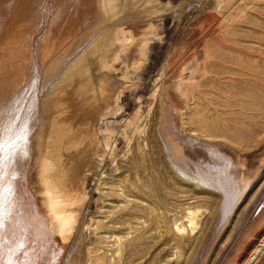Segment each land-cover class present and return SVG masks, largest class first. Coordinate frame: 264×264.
Instances as JSON below:
<instances>
[{
    "label": "rangeland",
    "instance_id": "1",
    "mask_svg": "<svg viewBox=\"0 0 264 264\" xmlns=\"http://www.w3.org/2000/svg\"><path fill=\"white\" fill-rule=\"evenodd\" d=\"M28 1L0 0V49L13 68L0 71V89L9 95L16 77L27 75L26 61L38 64L52 50L50 65L80 41L112 35L121 19L106 9L128 21L140 13L155 26L138 66L130 63L134 50L112 45L107 55L116 97L96 120L114 132L74 176L87 193L74 264H264V0ZM89 58L87 82L95 86L103 72L97 55ZM12 97L5 107L0 98L1 121L18 108ZM24 169L16 184L26 197L0 218V264L11 249V264H69V246L50 241L36 217Z\"/></svg>",
    "mask_w": 264,
    "mask_h": 264
},
{
    "label": "bare ground",
    "instance_id": "2",
    "mask_svg": "<svg viewBox=\"0 0 264 264\" xmlns=\"http://www.w3.org/2000/svg\"><path fill=\"white\" fill-rule=\"evenodd\" d=\"M34 1L35 0H29L28 5L31 4L32 6ZM156 9H158V7ZM106 10H108L106 15L111 14V16L115 19L118 18V22L121 19L120 23L116 25L118 29L115 31L114 25L113 29H111L112 25L111 27L109 26L110 29L113 30L111 32L114 33L110 35L111 37H107L105 39L106 41L103 39L104 42L102 41L101 43L100 41L102 37L101 39H98L97 36L94 38L91 36V38H93V42H88V40L82 39L83 41H80L76 46L74 45L75 47L73 50L70 53L68 52L69 56L72 55V58H68V55L62 57L58 56L55 62H53L54 60L51 61L53 63L50 65H48V63L49 57H52L50 56V53H53L52 50H49V54L47 53L48 51L46 52L48 55H39L42 58L40 59L38 56L39 58L36 60H41L39 63L42 70V76H38L36 73L39 68V63L37 64L34 60H30L28 63L26 61L25 66L27 65V68H25L28 72L30 71V73L27 72V75H29H25V72L24 77H20L23 74H20L18 78L16 77L13 90H10L9 88L10 92L13 91L12 94L9 95V91H5L6 87L4 89L1 88L3 91L0 94V98L3 103L1 100L0 102L4 105V107L8 101L11 100V96H15V101L18 104L17 110H14L12 114L9 112L10 114L8 113L6 120H0V181L4 179L3 186L0 189L1 221L6 218L5 215L8 212L9 204H11V202H16L15 199L23 197L22 195L24 193L22 194L19 191V187L17 185L18 181H16V179L20 178L17 177L20 172V176H22V171L25 167L26 169L29 167V174L26 171L25 172L29 175V181H27L29 184H27L30 186V194L32 201H34L33 208L37 212L36 217L39 216L38 218L41 219H39L40 222L43 221L41 226H44L45 228L47 227L49 232L47 229L45 231L51 235L48 237L50 241H56L57 244H60L62 249L69 246V255L67 258L69 264L75 263V255H77L79 251V245L77 242L80 237V232L79 235H77V232L80 222H83V220H81V218H83L82 212L87 199V193L84 190L82 183H76L74 176L79 168V163H82V158L89 155L91 148L95 146V144L99 145L101 140L102 142L105 141L106 145H110L111 143L109 144V140L112 138L114 132L112 129L101 131V129L97 127L98 124L96 120L98 116L104 117L111 111L113 108L112 104H114L112 101L116 97V94L114 93L115 87L112 86L113 84H110L109 80L111 79H107V76H110L111 71L114 69V64L109 57H107V55L109 52L114 51L112 49V45L117 46L119 48V52L134 50V55L131 57L132 61L130 63L138 66L140 63L144 62V58L147 54V48L150 43V36L156 35L155 26L152 21L148 18H142L140 13L133 12L131 16H135L136 19L128 21L126 17H124L126 19L118 17L119 15L116 13L115 7ZM151 14L154 13L151 12ZM109 27L107 26V28ZM16 30H18V28ZM104 31L106 35L107 33L110 34L108 30L105 29ZM104 31L102 33H104ZM93 32L95 33V31ZM18 33L21 32L17 31V35H20ZM94 33L92 35H94ZM120 34L123 36L128 35V37L125 40H119L118 37ZM101 36H103V34H101ZM18 37L19 36L16 38V42L20 40L24 41L21 37V39L19 38V40H17ZM23 37L26 38L27 36ZM84 37L86 36L84 35ZM9 40L10 39H8V41ZM14 42L15 41H13V43ZM99 42L100 45L98 44ZM4 45L6 46V44ZM21 45H23V42ZM25 45L27 46V49L30 43ZM56 45L58 46V44ZM14 47L15 44L12 48ZM49 47L48 49H51L52 46L50 48ZM4 48L0 49V71L11 68L8 65V67L5 65L6 62L5 64L3 62V53L6 54V52H8V50L5 52ZM41 48H43V45H41ZM17 49L21 51L20 49H22V46L19 48L17 47ZM26 49L23 47V50ZM45 49L46 48H44V50ZM11 50L16 52V50ZM76 50H80L77 52L78 54H75ZM37 51L39 52V50ZM11 52L9 53L10 55ZM18 52H16V54ZM40 52L42 54V51ZM29 54L31 55V52L24 54V57L29 56V58H31ZM10 55L7 57H10ZM95 55H97L95 65H97L98 69L103 72V76L99 78L101 82L99 81V84L94 86L91 85L94 83L92 82V78H90V80L92 79L91 83L88 84L87 81L89 79L87 76L92 74L91 72L93 71L94 63V61L89 57ZM116 57L117 55L115 56V59ZM4 59L8 61V58L4 57ZM20 59H22V57ZM20 59H18V62ZM25 59L28 60V57ZM12 60L13 59H10L11 63L14 62ZM10 61L7 63H10ZM20 68V66L19 69L16 68L17 71L20 70ZM11 70H13V68H11ZM17 71L15 70V72ZM8 72L10 71L8 70ZM5 75L7 74L5 73ZM12 77H10V79ZM41 78H43V85L41 83ZM10 79L7 80L9 81ZM0 82L2 83V79ZM9 83L7 82V84ZM39 84L41 85L40 87ZM2 86L4 87L5 85L3 84ZM1 107L2 106L0 105V118L4 115V110L2 109L3 107ZM98 147L101 148V146ZM96 149L97 148H95V150ZM90 162L88 161L87 163L90 164ZM27 174L24 177H28ZM22 191L24 192V190ZM190 214L191 216L189 218L192 223L194 220L193 212ZM44 227L43 229H45ZM45 231L41 234V236L45 235ZM11 252H13V249L8 252V256L6 257L9 263L10 260H12L10 258ZM13 262L19 264L18 262H15V260ZM13 262L12 264H14Z\"/></svg>",
    "mask_w": 264,
    "mask_h": 264
}]
</instances>
